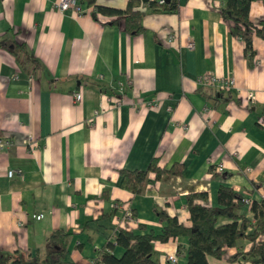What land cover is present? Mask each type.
<instances>
[{
	"label": "crops",
	"instance_id": "crops-1",
	"mask_svg": "<svg viewBox=\"0 0 264 264\" xmlns=\"http://www.w3.org/2000/svg\"><path fill=\"white\" fill-rule=\"evenodd\" d=\"M56 1L0 0V136L12 140L0 147V259L43 264L48 236L64 229L68 251L56 264H95L123 227L161 232L156 207L191 224V191H208L213 205L221 184L250 201L264 195V39L254 35L251 64L246 41L222 15L225 0H181L171 12L141 3L139 33L98 10L129 0H78L81 13ZM250 15L264 17V0H252ZM16 43L37 64L24 65ZM205 71L234 77L242 94L198 84ZM213 90L223 91L218 99L208 98ZM155 157L183 173L150 172L141 193L122 186L121 168L148 169ZM241 213L255 221L249 202ZM188 244L186 235L156 239L153 257L170 263L168 254ZM252 245L241 238L222 257L209 255L210 264H264L245 253ZM237 251L244 253L231 259Z\"/></svg>",
	"mask_w": 264,
	"mask_h": 264
},
{
	"label": "trees",
	"instance_id": "trees-1",
	"mask_svg": "<svg viewBox=\"0 0 264 264\" xmlns=\"http://www.w3.org/2000/svg\"><path fill=\"white\" fill-rule=\"evenodd\" d=\"M95 2V0H90ZM181 0H129L125 8L98 5V10L112 15L110 20L113 24L124 23L125 28L130 33H139L144 29L143 18L145 11L140 8L148 5L149 11H176ZM252 0H225L222 7L224 19L230 21L232 32L242 37L246 41V53L250 63L256 53L253 47L254 35L264 39V17L259 22L254 21L250 15ZM97 18V10L93 12ZM25 44H17L16 47L25 53L22 56V63L27 62L37 64V58L31 56L25 49ZM205 92V91H204ZM223 91H209L208 98L218 99ZM207 93V91L205 92ZM150 172H154L156 178L163 175H180L183 173V166L174 163L170 167L161 166L159 157H155L150 162L148 169H126L121 168L122 186L141 193L151 180ZM226 176V174H223ZM209 192L191 191L186 195L188 209L191 213V224H186L179 220L176 215L169 214L165 209L156 207V212L160 221L164 224L162 231L155 233H135L125 227L121 228L115 235V241H108L107 244L98 251L94 259L95 264H162L153 257L154 240L168 241L172 237L186 235L189 239L187 246H179L178 254L187 256V262L179 261L175 264H210L209 255L222 257L228 252V247L237 245L239 239L249 238L253 241L252 247L246 251L252 256V261L264 263V195L260 199L249 202L251 209L255 213V221L241 213V208L246 204V197L234 189L232 186L221 184L218 191L219 205H213L209 200ZM116 206L108 212V215L116 213ZM132 214L134 211L132 210ZM253 226L252 230H248ZM71 232L64 229H56L48 236L46 259L43 264H56L63 261L68 251V240ZM116 244L124 246L125 251L122 256H117L113 251ZM244 251H237L231 255V259L237 260ZM21 260H13L11 263L0 259V264H18ZM29 264H37V259H29ZM170 264V263H167Z\"/></svg>",
	"mask_w": 264,
	"mask_h": 264
},
{
	"label": "built area",
	"instance_id": "built-area-1",
	"mask_svg": "<svg viewBox=\"0 0 264 264\" xmlns=\"http://www.w3.org/2000/svg\"><path fill=\"white\" fill-rule=\"evenodd\" d=\"M159 2L164 3L165 0H159ZM55 4L60 10L73 9L74 11H76L78 13H81L84 11L82 5L78 2V0H57L55 2ZM173 37H174V34H172L170 36V40H172ZM187 45L189 47L195 46V41L193 40L192 37L189 38ZM197 82H198V84L204 85V86H214L219 90L231 89L234 87H238L237 82H236L234 77H227L226 78L224 76L216 75V74L212 73L211 71H205V72L200 73L197 76ZM238 90L240 93L242 92V89L239 87H238ZM81 96H82L81 91L75 92L76 99H80ZM111 99L116 104H120L123 101L122 98L118 95L113 96ZM29 137H30V139H32V136H29ZM9 144H12V140H11L10 136H7V135L0 136V147L7 146ZM223 167H224L223 164H219L215 169L218 171H222ZM16 171H21V170L12 169V170H10L9 173H10V175H12ZM246 202H250V199L246 198ZM43 215H44L43 213L35 214V216L37 218H42ZM167 260L171 264H175V263H178L180 261V258L176 252H171L168 254Z\"/></svg>",
	"mask_w": 264,
	"mask_h": 264
}]
</instances>
